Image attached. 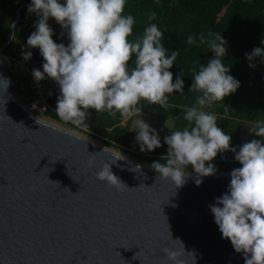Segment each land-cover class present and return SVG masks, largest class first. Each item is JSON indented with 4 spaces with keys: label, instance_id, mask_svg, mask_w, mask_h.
I'll return each instance as SVG.
<instances>
[{
    "label": "water",
    "instance_id": "obj_1",
    "mask_svg": "<svg viewBox=\"0 0 264 264\" xmlns=\"http://www.w3.org/2000/svg\"><path fill=\"white\" fill-rule=\"evenodd\" d=\"M11 42L0 47L9 82L0 80V264H173L165 248L175 264H244L209 208L230 174L174 188L154 169L39 120L16 98L3 53ZM105 163L132 189L99 181Z\"/></svg>",
    "mask_w": 264,
    "mask_h": 264
},
{
    "label": "clouds",
    "instance_id": "obj_2",
    "mask_svg": "<svg viewBox=\"0 0 264 264\" xmlns=\"http://www.w3.org/2000/svg\"><path fill=\"white\" fill-rule=\"evenodd\" d=\"M126 4L127 0H31L27 12L38 19L35 31L27 38L26 49H39L44 61L43 71L35 68L32 75L37 84L48 78L59 85L55 111L61 120L84 126L89 109L129 116L142 113L137 107L141 100L165 107L168 94H183L182 71L175 81L170 71L179 51L169 52L164 33L155 23L147 26L142 36L130 39L135 19L124 14ZM51 19L60 25L62 35L66 34L67 45L53 39ZM149 19L154 20L155 14ZM7 27L13 30L9 39L17 42L15 21L9 20ZM195 42L194 36L187 37V44ZM199 43L207 44L214 55L207 65H200L192 79L189 90L199 95L196 106L185 111L191 127L170 129L171 134L163 139L168 146L166 163L153 161L150 167L174 188H182L189 179L200 186L203 178L217 175L213 162L217 156L224 158V154L232 152L241 167L231 171L227 191L216 197L209 208L222 238L230 240L235 252L243 255L244 264H264V124L249 128L260 139L237 148L232 146V136L218 126L215 115L203 110L237 92L241 82L222 61L228 55V41L222 34H202ZM26 49H22V58L28 61L33 53ZM246 58L251 68L256 67L257 59L264 63V47L254 48L246 53ZM0 80L6 81L2 74ZM136 123V141L141 152H153L163 146L158 131L145 119ZM94 163L89 161L90 165ZM96 176L118 191L132 189L113 173L110 163H105ZM164 252L175 264L176 254L167 248Z\"/></svg>",
    "mask_w": 264,
    "mask_h": 264
},
{
    "label": "trees",
    "instance_id": "obj_3",
    "mask_svg": "<svg viewBox=\"0 0 264 264\" xmlns=\"http://www.w3.org/2000/svg\"><path fill=\"white\" fill-rule=\"evenodd\" d=\"M127 0L125 15L131 14L135 19L133 35L130 39L142 36L144 29L152 23L157 24L164 33L165 47L171 51H179L172 69L173 80L182 71L185 87L183 94H168L165 107L150 104L141 100L137 107L155 116L165 118L172 115H185L188 108L196 106L199 93L190 91L192 79L200 65H207L214 55L207 44H200L199 37L207 36L209 32L222 34L228 41V55L222 57L227 67H231V75L241 82L237 92L225 97L224 101H217L219 105L213 107L217 124H226L235 119H258L264 116V63L255 61L256 67H249L246 53H251L256 47H264V0ZM31 0H0V47L10 37L7 27L9 20L14 21L16 10L25 4L21 11V20L16 27L17 42H11L4 50V54L12 58L22 56V49H26L27 38L35 28L21 31L22 22L29 15L27 12ZM155 14V19L149 17ZM35 22L37 19H34ZM55 31L53 39L57 43H69L66 34L62 35L60 25H53ZM192 35L196 42L187 44V37ZM33 53L30 59L33 68L43 71V57L39 49H26ZM131 65V61L129 62ZM11 78L13 75L10 73ZM34 96V94L32 93ZM60 95L59 85L53 80L49 100L57 105ZM48 98V94H47ZM87 116H102L118 118L120 112L111 114L107 111L95 112L89 109ZM53 117L60 119L55 112L48 110ZM61 120V119H60ZM219 170H233L241 167L237 162L216 164Z\"/></svg>",
    "mask_w": 264,
    "mask_h": 264
},
{
    "label": "rangeland",
    "instance_id": "obj_4",
    "mask_svg": "<svg viewBox=\"0 0 264 264\" xmlns=\"http://www.w3.org/2000/svg\"><path fill=\"white\" fill-rule=\"evenodd\" d=\"M175 1L176 0L173 2ZM34 19L38 18L34 14H29L22 22L20 30L25 31L35 28ZM49 24L51 27L53 25H59L54 19H51ZM10 73L13 75L12 80L16 84L17 100L36 118L62 130L91 140L116 153L117 155L127 158L126 160L147 168H151L150 165L153 161L161 160V163H166L168 146L163 143V139L165 136L171 134V130H183L184 128L191 127L189 122L185 119V115H172L161 118L144 110H142V113L133 112V114L129 116L122 115L114 119L102 116H86L84 126H75L70 122L60 120L48 113V110H52L56 113V104L53 100H49V94L51 93L53 85L52 79L46 78L42 81V87L45 91V100H41L35 95H32V92L26 86L24 80H22L14 70L10 69ZM217 105L219 104L216 101L210 106L206 105L203 110L217 117L212 110L213 107ZM138 119H145L146 122L158 131L163 145L161 148L147 153L140 151L139 144L136 141V132L138 131L136 122ZM261 124H264V116L258 119H235L226 124H218V126L232 136V146L239 148V146H242L245 142H249L252 139H260L252 134L249 131V128L258 127ZM213 162L215 164H220L237 161L234 159V154L232 152H228L224 154V158H221V156L218 155ZM189 171L192 170L189 169ZM231 171L232 170L218 169L217 174H230Z\"/></svg>",
    "mask_w": 264,
    "mask_h": 264
},
{
    "label": "built area",
    "instance_id": "obj_5",
    "mask_svg": "<svg viewBox=\"0 0 264 264\" xmlns=\"http://www.w3.org/2000/svg\"><path fill=\"white\" fill-rule=\"evenodd\" d=\"M6 57L10 62L9 70H14L38 99L45 100V91L42 87V81L39 84L35 82L32 75V70L35 68L32 67L30 60L25 61L22 56L12 58L6 55Z\"/></svg>",
    "mask_w": 264,
    "mask_h": 264
},
{
    "label": "crops",
    "instance_id": "obj_6",
    "mask_svg": "<svg viewBox=\"0 0 264 264\" xmlns=\"http://www.w3.org/2000/svg\"><path fill=\"white\" fill-rule=\"evenodd\" d=\"M37 17V16H36ZM38 18V17H37Z\"/></svg>",
    "mask_w": 264,
    "mask_h": 264
}]
</instances>
